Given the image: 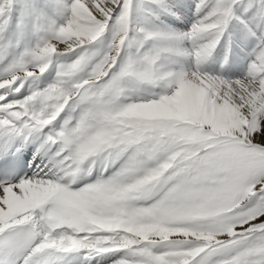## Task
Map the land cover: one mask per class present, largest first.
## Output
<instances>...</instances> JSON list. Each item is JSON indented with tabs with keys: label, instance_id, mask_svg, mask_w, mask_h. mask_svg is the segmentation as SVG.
Segmentation results:
<instances>
[{
	"label": "snow or ice",
	"instance_id": "snow-or-ice-1",
	"mask_svg": "<svg viewBox=\"0 0 264 264\" xmlns=\"http://www.w3.org/2000/svg\"><path fill=\"white\" fill-rule=\"evenodd\" d=\"M0 264H264V0H0Z\"/></svg>",
	"mask_w": 264,
	"mask_h": 264
}]
</instances>
